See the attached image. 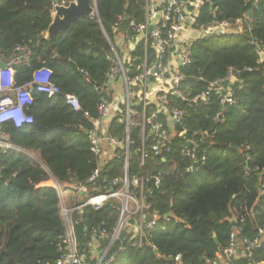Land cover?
I'll list each match as a JSON object with an SVG mask.
<instances>
[{
  "label": "trees",
  "instance_id": "1",
  "mask_svg": "<svg viewBox=\"0 0 264 264\" xmlns=\"http://www.w3.org/2000/svg\"><path fill=\"white\" fill-rule=\"evenodd\" d=\"M199 1L197 26L226 20L241 24L242 33L193 41L192 63L182 69L186 79L181 89L195 95L234 67L243 70L235 86L240 100L225 110L215 95L208 102H198L184 123L175 125L171 152L155 156L149 151L143 168L137 156L131 159V174L149 176L151 192L146 198L159 218L146 231L142 247L117 240L111 248L116 252L113 264H211L230 245L233 231L239 239H254L264 228V64H257L256 47L250 44L252 40L264 42V0ZM145 2L97 0L98 14L81 18L49 42L46 33L53 21L54 0H0V51L8 56L20 44L33 51L29 64L15 65L18 83L47 66L62 90L54 97L34 94L28 111L33 123L7 124L13 143L34 153L39 161L16 150L0 154V264H56L64 233L60 197L53 186L38 185L51 173L73 187L97 168L88 134L99 116L101 96L96 86H102L110 68L111 45L105 32L112 42L115 34H131L126 20L118 29L114 25L120 15L144 21ZM135 54L142 56L143 49L138 47ZM249 67L253 70H246ZM68 93L77 96L79 110L67 104L64 95ZM172 102L186 107L179 98ZM219 113L223 123L216 120ZM112 130L124 132L116 122ZM204 131L214 132L210 147L200 144L199 154L206 149V162L199 171L188 173L191 160L181 155V145L195 132ZM133 137L137 139V131ZM122 167V161H111L102 176L113 178L122 173ZM157 177L162 180L160 187L155 185ZM101 182L102 178L97 184ZM170 212L172 216L165 217ZM120 216L121 205L113 198L100 210L86 206L74 211L80 250L90 255L89 230L103 225L111 230ZM122 245L125 251L119 250ZM228 262L264 264V250L258 247L252 258L241 256Z\"/></svg>",
  "mask_w": 264,
  "mask_h": 264
},
{
  "label": "built area",
  "instance_id": "2",
  "mask_svg": "<svg viewBox=\"0 0 264 264\" xmlns=\"http://www.w3.org/2000/svg\"><path fill=\"white\" fill-rule=\"evenodd\" d=\"M185 3L196 7L193 0H146L144 21L120 15L114 25L115 29L126 20L132 32L122 34L124 45L133 46L127 56L121 54L105 32L111 45V53L107 56L110 68L102 86H96L101 96L99 116L94 118L88 134L98 166L85 181H77L73 187L51 173L49 179L38 185L53 186L60 197L64 233L58 243L59 258L56 264H113L116 252H112L111 248L117 240H121L119 237L123 230L126 231L123 240H127L131 246L142 247L146 231L157 224L159 212L153 209L146 198L151 192L147 185L149 176L131 174V159L137 156L143 168L149 151L155 156L171 152L175 125H182L189 110L198 102H208L215 95L221 101L223 110L227 105L239 103L235 86L243 70L234 67H229L224 76L210 81L206 89L195 95L181 89L186 79L182 69L192 63L193 41L216 36L237 37L242 33L241 24L234 25L226 20H214L207 25L197 26L198 9L188 10ZM152 24L153 28L148 32ZM250 44L256 47L257 64H264V42L252 40ZM138 47L143 49L142 56L135 54ZM32 55V49L21 44L15 46L8 56L0 51V64L4 63L3 67L0 66V154L16 150L39 161L34 153L13 143L11 134L6 130L7 124L22 127L33 123V115L28 111L35 102V93H43L48 97L62 93L61 88L52 80V69L47 66L34 70L28 81L18 83L15 65L29 64ZM246 70L253 69L249 67ZM199 79L204 80L203 77ZM242 87L239 85V89ZM64 98L75 110L81 108L76 95L68 93ZM172 98L181 99L186 107L176 105ZM216 120L223 123V114L219 113ZM113 122L123 126V134L113 132ZM133 131H137V139L133 137ZM213 134L207 131L195 132L192 138L181 145V155L191 160L186 172H197L205 164L206 149L200 155V144L207 143L210 147L212 142L209 138ZM111 161L123 162L122 173L113 178L102 176L105 166ZM100 178L102 182L99 185L97 182ZM161 183V178L157 177L155 185L160 187ZM261 193H264V185ZM112 198L121 205L118 224L111 230L105 225L91 228V250L90 255H87L80 250L73 213L86 206L100 210ZM263 238L264 228L260 229L254 239H239L237 231H233L230 245L210 263L225 264L241 256L252 258ZM103 242H107L105 247H102ZM119 250L125 251L126 246L122 245Z\"/></svg>",
  "mask_w": 264,
  "mask_h": 264
},
{
  "label": "water",
  "instance_id": "3",
  "mask_svg": "<svg viewBox=\"0 0 264 264\" xmlns=\"http://www.w3.org/2000/svg\"><path fill=\"white\" fill-rule=\"evenodd\" d=\"M95 13L98 14L97 0H72L69 4H61L60 0H54L53 21L47 30L46 39L51 42L55 34L66 32L73 23L83 17L92 16ZM248 15H250V11ZM152 28L153 24L150 25L148 32ZM0 66L3 67L4 63H1ZM104 97L108 98V95L104 94ZM172 214L170 212L166 217L169 218ZM232 222L235 223V219H232ZM125 236L126 231L123 230L119 238L123 240ZM260 248L264 250V239L260 243ZM155 251L157 252L156 249Z\"/></svg>",
  "mask_w": 264,
  "mask_h": 264
},
{
  "label": "crops",
  "instance_id": "4",
  "mask_svg": "<svg viewBox=\"0 0 264 264\" xmlns=\"http://www.w3.org/2000/svg\"><path fill=\"white\" fill-rule=\"evenodd\" d=\"M193 1H194V4L196 5L195 9L199 10V7L197 8V6H199L200 1L199 0H193ZM119 37H120V39L117 43V47H119L123 51L124 55L127 56L130 54L131 50H133V46L132 45L125 46L124 45V39H125L124 36L121 35ZM225 264H230V263L227 261Z\"/></svg>",
  "mask_w": 264,
  "mask_h": 264
},
{
  "label": "rangeland",
  "instance_id": "5",
  "mask_svg": "<svg viewBox=\"0 0 264 264\" xmlns=\"http://www.w3.org/2000/svg\"><path fill=\"white\" fill-rule=\"evenodd\" d=\"M119 36H121V33H119V34H115V36H114V43L117 45V43H118V41H119V39H120V37ZM118 50L121 52V54H123V51L118 47ZM116 88H119V86H116ZM133 130H134V128H133Z\"/></svg>",
  "mask_w": 264,
  "mask_h": 264
}]
</instances>
